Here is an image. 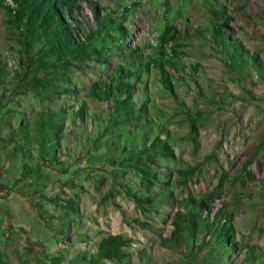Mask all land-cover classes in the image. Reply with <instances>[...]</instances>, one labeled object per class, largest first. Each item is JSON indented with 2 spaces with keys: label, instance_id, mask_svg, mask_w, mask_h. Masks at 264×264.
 Segmentation results:
<instances>
[{
  "label": "trees",
  "instance_id": "obj_1",
  "mask_svg": "<svg viewBox=\"0 0 264 264\" xmlns=\"http://www.w3.org/2000/svg\"><path fill=\"white\" fill-rule=\"evenodd\" d=\"M0 7L17 47L12 65L0 57V102L12 94L37 103L27 118L19 120L7 118L3 109L8 104L0 103V150H5L8 160L22 156L24 173L34 177L38 187L44 168L65 171L66 167H56L58 157L74 154L87 166L101 161L102 168L109 167L104 170L117 193L130 198L145 218L157 214L160 207H174L169 235L160 237V246L172 257V264H257L264 259L257 248L235 240L229 205L214 207L208 196L179 200L172 196L175 182H171L173 171L166 162L175 160V153L164 126L157 122L156 103L146 79L155 76L160 88L179 101L175 85L183 80L178 75L187 66L175 48L176 30L165 25L159 36L161 44H171L169 53L160 46L149 54L127 42V9L118 15L90 0H0ZM206 10L204 38L221 55L224 66L238 79H257L255 85L264 87V63L257 51L246 50L226 26L228 16L220 0H209ZM198 67L193 65L190 70L197 73ZM86 71L99 75L86 94L103 106L98 113L89 111L78 98L82 88L75 83V75ZM192 81L199 89L198 81ZM191 128L195 130L194 123ZM258 146L264 149V135ZM192 172L176 170L181 185ZM129 173L138 178L135 188L128 182ZM56 200L63 212L45 214L43 219L57 221L60 230L56 234L63 237L75 220L76 200L65 193ZM35 207L37 212L45 211L40 203ZM76 235L86 242V234ZM131 247V239L109 234L95 242L92 252L73 250L67 256L57 250L51 264H129L133 255L138 264H163L141 251L133 254Z\"/></svg>",
  "mask_w": 264,
  "mask_h": 264
},
{
  "label": "rangeland",
  "instance_id": "obj_2",
  "mask_svg": "<svg viewBox=\"0 0 264 264\" xmlns=\"http://www.w3.org/2000/svg\"><path fill=\"white\" fill-rule=\"evenodd\" d=\"M90 1L118 15L127 9V42L140 46L145 53L155 54L160 46L169 53L171 44H161L159 36L165 25L176 30L175 48L187 66L178 75L183 80L175 85L179 101L160 88L155 76L146 79L156 103L157 122L164 126L175 153V160L166 162L173 171L171 182H175L172 196L176 200L208 196L214 207L226 203L233 212L235 240L241 246L257 248L264 256V149L258 146L264 135V87L255 85L257 79H238L204 38L209 0ZM220 3L228 16L226 26L246 50L257 51L264 63V0ZM84 8L90 17L89 9L85 5ZM11 37L7 16L0 7V57L10 65L17 60V47ZM193 65L199 66L197 73L190 70ZM98 78L91 71L75 75V83L82 88L78 98L84 100L89 111L97 113L104 110L103 106L86 94ZM2 91L0 88V94ZM64 101L69 103L68 99ZM0 103L8 104L3 109L6 117L15 120L27 118L37 106L31 98L12 94H6ZM78 158L74 154L58 157L55 165L66 167L65 171L44 168L38 187L34 177L24 173L22 156L8 160L5 150H0V264H51L57 250L67 256L73 250L92 252L95 242L109 234L131 239L133 254L141 251L152 261L172 264V257L160 246V237L169 235L175 208L163 206L157 214L145 218L130 198L117 193L104 170L109 167L102 168L101 161L87 166ZM178 169L193 170L185 185H181L176 174ZM127 177L135 188L138 178L131 173ZM35 190L40 193L35 195ZM60 193L73 195L77 208L75 220L63 237L56 234L60 230L57 221L43 219L45 214L63 212L62 204L56 200ZM37 203L44 212H37ZM76 234H86V242H81ZM129 264H138L136 255ZM257 264H264V259Z\"/></svg>",
  "mask_w": 264,
  "mask_h": 264
}]
</instances>
